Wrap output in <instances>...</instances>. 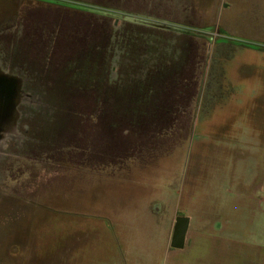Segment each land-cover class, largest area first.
Segmentation results:
<instances>
[{
  "label": "rangeland",
  "instance_id": "rangeland-1",
  "mask_svg": "<svg viewBox=\"0 0 264 264\" xmlns=\"http://www.w3.org/2000/svg\"><path fill=\"white\" fill-rule=\"evenodd\" d=\"M259 20L264 0H0V264L201 259L176 218L236 220L264 183ZM80 78L99 93L59 102Z\"/></svg>",
  "mask_w": 264,
  "mask_h": 264
},
{
  "label": "crops",
  "instance_id": "crops-1",
  "mask_svg": "<svg viewBox=\"0 0 264 264\" xmlns=\"http://www.w3.org/2000/svg\"><path fill=\"white\" fill-rule=\"evenodd\" d=\"M259 22L262 27L259 26L254 34L256 41L262 46V49L258 51L263 54L264 21L259 20ZM259 60H263V55ZM248 78L251 79L250 76ZM250 91L253 90L246 87L244 96L248 95ZM255 92L253 91L252 94L259 96L260 90L258 93ZM250 185H244L237 194L239 205L236 211L239 216L236 220L229 218L217 222L213 217L214 213L210 217L208 207L205 222H201L193 214L190 217L187 216L189 217V227L185 245L183 248L177 249L184 250L190 246L194 234H200L203 239L201 244L203 252L200 253L202 258L195 259V262L190 264H264V199L258 197L262 196V193L264 194V183L254 185V187H250ZM256 192H258V196ZM228 206H231L230 202L223 208ZM236 225L238 226L236 227Z\"/></svg>",
  "mask_w": 264,
  "mask_h": 264
},
{
  "label": "trees",
  "instance_id": "trees-1",
  "mask_svg": "<svg viewBox=\"0 0 264 264\" xmlns=\"http://www.w3.org/2000/svg\"><path fill=\"white\" fill-rule=\"evenodd\" d=\"M106 32V31H105ZM104 32V33H105ZM106 46H107V39H106V44H105V47H104V49L106 48ZM79 49H76V51H74L73 52V54H71V55H74V54H76L77 53V51H78ZM105 51V50H104ZM102 53H104L105 54V52H100V55L102 54ZM101 55V57H105V55ZM74 56H72V58H73ZM78 58H79V55L77 56ZM70 59V61L72 62V60L73 59ZM106 58V57H105ZM101 62H103V61H100L99 60V63H101ZM97 75V74H96ZM97 80H92V79H89V80H84V79H79V80H72V81H70V82H68L69 83V87L67 88V86L65 87V88H63L62 87V81L61 80H59L58 79V81L56 82V89H57V91L54 93L55 94V96H56V98L58 99V101L60 102V101H63V99H61L62 98V94H66V96L67 97H71V96H73V97H76V96H78V97H81V96H85V95H90V96H93V95H95V94H98L99 93V88L101 87V81L102 80H100V79H98V78H96ZM107 95V94H106ZM94 100H95V98H93ZM123 99V97L121 96V97H117V100L118 101H120L121 102V100ZM77 100H78V98H77ZM128 100V99H127ZM69 101H72L73 102V98H70L69 99ZM82 100H80V102H81ZM84 101H87V99L85 98L84 99ZM96 101V100H95ZM72 102H71V105H72ZM103 102H108V100H105L104 101V98H101V101H100V104H99V106H102V103ZM78 101H76V103H75V106L76 105H78ZM97 103V102H96ZM83 104V103H82ZM88 104V103H87ZM127 108H128V106H127ZM127 108H125V110L127 109ZM85 110H84V113L86 114L85 116L88 118L89 117V115H90V107H89V104L84 108ZM97 122H100V120L98 119L97 120ZM122 124V123H121ZM120 126V125H119ZM88 130H89V126H88ZM86 132H88V131H86ZM86 143V142H85ZM87 144V143H86Z\"/></svg>",
  "mask_w": 264,
  "mask_h": 264
},
{
  "label": "water",
  "instance_id": "water-1",
  "mask_svg": "<svg viewBox=\"0 0 264 264\" xmlns=\"http://www.w3.org/2000/svg\"><path fill=\"white\" fill-rule=\"evenodd\" d=\"M188 227H189V217L178 216L176 218L175 228L171 240L172 247L174 248L184 247Z\"/></svg>",
  "mask_w": 264,
  "mask_h": 264
},
{
  "label": "flooded vegetation",
  "instance_id": "flooded-vegetation-1",
  "mask_svg": "<svg viewBox=\"0 0 264 264\" xmlns=\"http://www.w3.org/2000/svg\"><path fill=\"white\" fill-rule=\"evenodd\" d=\"M16 123H17V117L13 116L12 120L7 123V126H17Z\"/></svg>",
  "mask_w": 264,
  "mask_h": 264
}]
</instances>
